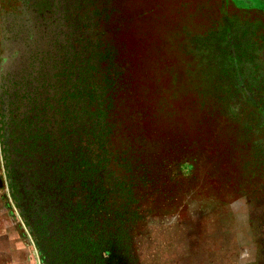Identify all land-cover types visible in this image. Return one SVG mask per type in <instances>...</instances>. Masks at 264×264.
<instances>
[{
    "label": "rangeland",
    "instance_id": "1",
    "mask_svg": "<svg viewBox=\"0 0 264 264\" xmlns=\"http://www.w3.org/2000/svg\"><path fill=\"white\" fill-rule=\"evenodd\" d=\"M0 264H264V0H0Z\"/></svg>",
    "mask_w": 264,
    "mask_h": 264
},
{
    "label": "trees",
    "instance_id": "2",
    "mask_svg": "<svg viewBox=\"0 0 264 264\" xmlns=\"http://www.w3.org/2000/svg\"><path fill=\"white\" fill-rule=\"evenodd\" d=\"M106 50V53H104ZM104 51L101 52V55L103 54V57L99 61L100 64L105 65V74L104 77L101 80V84L103 85V89L101 90V84L98 82H89L94 77H91L90 75H82V95L84 98L88 99V95H90L93 98V105L95 100H100L98 106L99 109V117L104 118L102 128H100L99 136L100 141H102V145L106 146V140L109 138V134L111 131H109V123L107 122V119L109 117L110 109L113 107V91L115 89V84L117 82V79L119 78V71L118 68L114 64V58L112 56L111 48L106 47ZM111 54V55H110ZM91 77V78H90ZM90 78V79H89ZM89 80V81H88ZM89 82V83H87ZM98 84V85H97ZM95 97V98H94ZM104 108V109H101ZM107 122V125H106ZM106 135H108V138H106ZM100 168H105V166H100ZM134 195V192H133ZM134 199V196H133ZM134 201V200H133ZM141 206H139L140 208Z\"/></svg>",
    "mask_w": 264,
    "mask_h": 264
}]
</instances>
